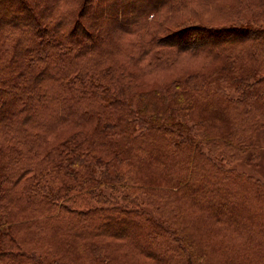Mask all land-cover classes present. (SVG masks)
Returning <instances> with one entry per match:
<instances>
[{"label": "trees", "instance_id": "trees-1", "mask_svg": "<svg viewBox=\"0 0 264 264\" xmlns=\"http://www.w3.org/2000/svg\"><path fill=\"white\" fill-rule=\"evenodd\" d=\"M258 140L264 0H0V264H264Z\"/></svg>", "mask_w": 264, "mask_h": 264}, {"label": "rangeland", "instance_id": "rangeland-1", "mask_svg": "<svg viewBox=\"0 0 264 264\" xmlns=\"http://www.w3.org/2000/svg\"><path fill=\"white\" fill-rule=\"evenodd\" d=\"M191 8L192 7H189V8H187L184 11L189 13L191 11ZM203 9H207V11L210 12V14H207L205 12H204V14H206V15L213 14L214 15L212 17V19H216L217 17H221V14L226 12V11L222 10V4H220V3L215 4L213 7L202 8L201 10H203ZM194 17H195L194 15L190 16V17H186V18H184V16L182 18L174 17L173 20L179 19L178 22H182V21H184V22H186V21L189 22L190 21L191 22L192 20H194ZM175 23H177V22L175 21ZM194 68H192V69H194ZM141 79H142V81H144V83L146 82V84L147 83L150 84L151 83L150 80L152 78L150 77V75H142ZM261 133H262V130L260 128L259 129V136L261 135ZM259 136H258V138H259ZM258 144H259L258 146L260 148H258L257 151H255L252 154L251 153L247 154L240 161H236V162L234 161L231 166H234L235 168H237V169H239L241 171L247 172L248 174H250V175H252V176H254L256 178H259V179H261L264 182V148H263V146H261V143H260L259 140H258ZM215 157L217 159H219L220 155H217ZM199 237L203 240L202 242L206 241L205 240V238H207L206 233H202V235L199 236ZM219 237H220V235H219ZM59 238L61 239V236ZM62 240H63V237H62Z\"/></svg>", "mask_w": 264, "mask_h": 264}]
</instances>
